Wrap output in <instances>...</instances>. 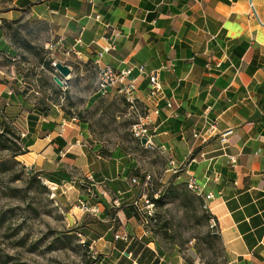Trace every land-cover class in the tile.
I'll return each instance as SVG.
<instances>
[{"label":"crops","instance_id":"1","mask_svg":"<svg viewBox=\"0 0 264 264\" xmlns=\"http://www.w3.org/2000/svg\"><path fill=\"white\" fill-rule=\"evenodd\" d=\"M13 3L57 24L60 33L55 41L63 39L65 49H70L64 58L68 63L77 58L84 63L92 61L97 49L113 41L115 49L105 54L104 64L123 67L144 63L147 70H158L164 93L173 105L169 108L164 100L158 102L160 113L152 125L153 149L177 161L191 151L205 153L202 158L197 155L198 160L174 177L175 181L183 182L191 173L205 185V193H213L209 211L218 222L225 264H264V0ZM0 30V40L9 44L3 28ZM132 76H136L139 98L150 104L147 77L137 76L136 71ZM4 92L11 94L13 90ZM107 95L122 100L117 88H110ZM55 110L37 120L23 113L25 130L21 136L33 139V143L27 153L18 156L21 162L35 164L40 170L63 167L73 175L67 163L76 165L81 160L76 166L83 174L93 171L99 178L105 175L113 192L120 189L124 199L137 198L140 188L131 185L125 171H120L118 158L98 161L90 152L85 153L81 145L72 142L76 136L73 122ZM45 122L55 125L50 129ZM211 123H215L212 131L208 130ZM227 128L232 134L222 145L219 134ZM193 133L206 141L201 142ZM158 251V264L166 263L164 253Z\"/></svg>","mask_w":264,"mask_h":264},{"label":"rangeland","instance_id":"2","mask_svg":"<svg viewBox=\"0 0 264 264\" xmlns=\"http://www.w3.org/2000/svg\"><path fill=\"white\" fill-rule=\"evenodd\" d=\"M0 18L4 39L19 53L12 59L0 52V141L4 140L9 147L0 146V264H92L87 263L90 255L80 245L81 237L76 234L67 238L62 233L79 232L80 227L88 224L96 227V232L104 229L99 225L101 216L86 214L78 208L82 196L88 197V189H82L79 183L73 187L64 183L57 186L44 176L53 166L40 170L39 166L26 165L20 157H14V151L21 145L18 135L25 130L26 111L21 104L9 101L4 92L8 89L23 91L30 106L45 101L58 113L62 112L75 127L72 142L80 139L84 143L82 150L93 154L98 161L117 157L119 169L125 171L129 181L134 176L142 178L144 173L151 174V186L145 189V194L150 197L155 191L159 195L162 192L163 199L157 206L147 207L143 198H139L141 193L137 198L142 210L151 211L155 219L147 222L132 217L126 221L121 216L119 232L150 235L153 240L150 246L157 251L159 248L165 255L166 263L162 264H225L218 231L208 227L200 200L184 190L182 181L175 182L168 176L163 152L144 147L131 136L130 126L135 117L128 114L123 100L107 93L96 103H89L97 92L98 81L91 63L79 58L70 60L72 72L67 76L42 65L41 57L52 64V55L44 44L57 39L60 33L57 24L47 16H37L30 8L20 10L13 0H0ZM24 41L33 43L35 52L22 47ZM55 56L60 60L66 57L59 50ZM55 74L61 84L54 81ZM3 83L8 87L2 86ZM72 163L68 162L67 167L75 179L95 175L93 171L81 172L76 166L82 164L81 160L76 165ZM34 173L41 176L33 178ZM102 177L109 180L105 175ZM94 188L99 195L94 193L90 198L102 210L114 203L115 192L107 183L98 181ZM111 236L109 232L94 241L91 250L113 257L109 246Z\"/></svg>","mask_w":264,"mask_h":264},{"label":"built area","instance_id":"3","mask_svg":"<svg viewBox=\"0 0 264 264\" xmlns=\"http://www.w3.org/2000/svg\"><path fill=\"white\" fill-rule=\"evenodd\" d=\"M249 6L251 11L255 13L254 6L252 2H249ZM81 39H78L76 43H80ZM44 48L49 51L52 55V66L57 70V66L60 63L66 64L70 66L67 60H60L55 56V51L59 50L66 56L70 54V49H65L64 40L58 39L57 41H48L44 44ZM115 49V44L113 41H109L107 46L101 47L97 49L94 54V58L92 61L87 60V62L91 63L93 68L96 69L98 73V81H97V92L101 95H106L109 92L110 88H117L119 94L122 97L123 103L126 106L129 115H133L135 117L134 122L130 126V134L131 136L141 141L142 138H145L146 141L142 144L144 147L153 149L155 147L153 142V132L152 125L155 121V117H157L160 113V107L158 102L160 100L165 101V105L167 107H172L173 102L166 97L163 86L158 74V70H147L146 65L144 63H135L127 66H114L111 64H104L103 58L106 53ZM79 55V52H76ZM80 57V56H79ZM136 71L137 76H145L148 79V84L146 87V98L150 101V104H144L142 100L139 98L138 86L135 83V77L132 76L133 72ZM57 74L54 75V78ZM66 123L63 122V126ZM215 128V123H211L208 126V130L212 131ZM232 134V129L227 128L223 130L219 134V141L222 145L227 144L229 136ZM200 137L198 134L193 133V137ZM201 142H205L207 138L200 137ZM76 143L84 146V143L81 140H76ZM163 149V148H162ZM199 157H204L205 153H197ZM194 152H189L187 156H185L182 160H175L173 157L167 156L165 162V172H168V175L171 177H178V175L182 171H186L185 169L191 164L198 160V157ZM230 162L235 163V159L230 157ZM187 178L184 180L185 187L194 195L199 196L202 200V207L209 211V202L213 198L212 192H204V184H200L197 182L196 177L188 173ZM89 182L88 184V197L82 196L81 200H79L78 208L86 213L95 216H100L102 213L101 206L94 202L93 195L94 193L98 196L99 192L97 191L95 186H97L98 181H102L107 183V178L98 179L93 173L90 174L86 178ZM209 179V177L207 178ZM152 177L150 173H144L142 178H138L136 176L130 179L131 185H137L140 188L141 196L139 198H143L147 207H153L154 202L151 198H158L159 192L155 191L150 197L145 194V189L151 186ZM64 184H70L73 187V182H64ZM58 186V184H56ZM86 189V190H87ZM124 191L118 189L115 191V200L113 205L119 207L121 201L123 200ZM92 197V198H90ZM132 203L137 207L138 212H141V216L145 221H147V216L152 215L151 211H144L142 207H140L139 199H133ZM104 209V208H103ZM147 215V216H146ZM208 227L211 229L217 230L218 222L215 216L212 214L208 220ZM117 237H121L122 239L126 238V232H119Z\"/></svg>","mask_w":264,"mask_h":264},{"label":"trees","instance_id":"4","mask_svg":"<svg viewBox=\"0 0 264 264\" xmlns=\"http://www.w3.org/2000/svg\"><path fill=\"white\" fill-rule=\"evenodd\" d=\"M3 35L2 30H0V38ZM21 46L26 48L27 50L31 52H35L34 50L36 47L33 45V43L29 41H24L23 44L21 43ZM0 52H2L6 57L14 59V57L18 56L19 53L13 49L9 44L5 43L3 40H0ZM42 65L47 67H52L55 69L50 60L45 59L44 57H41ZM18 78V77H17ZM54 81L56 79L54 78ZM19 82V79L17 83ZM57 82V81H56ZM58 83V82H57ZM13 88V87H11ZM13 92L11 94L6 93V97L9 98L10 102L21 104L22 109L28 112L30 118H33L34 120H37L41 116H47L50 114V110H52V105L49 103H46L45 101H39L36 104H33L32 106L29 105L28 101L25 99V96L23 94V91H17L15 92L14 89H12ZM101 94L97 92V94L93 95L89 99V103H94L96 100L100 98ZM8 102V104L10 103ZM34 112V113H33ZM35 116V117H32ZM46 124L50 125V129L54 127L55 124L51 122H45ZM33 125V124H32ZM46 129V128H45ZM18 138L21 141V145H18L16 150L14 151V157H18L21 154H25L28 151V146L33 143V139L31 138H25L21 135H18ZM56 140H59V137L56 138ZM2 148H9L7 143L4 142V140L0 141ZM45 177L56 183V184H62L64 182H73L74 184L80 185L82 189L88 188V180L87 179H75L73 178V175L65 168L60 167L57 170L52 171H45ZM38 176H41V173H34L32 174L33 178H37ZM98 179H102L103 177H98L99 175H95ZM174 178V177H173ZM176 182V181H175ZM182 185L184 186V190L187 192H190L184 184V181L182 182ZM191 193V192H190ZM193 194V193H192ZM196 196V195H195ZM200 200V205L202 207V200L199 196H196ZM135 199V198H134ZM154 202V205L157 206L158 203L163 199V193L161 192L159 197L154 199L151 198ZM133 199L126 198L121 201L119 207L111 205H105L102 213L100 214L101 223H99L100 226H102L104 229L101 232L94 231L93 225H86L83 227H80L79 232H76L74 230H71L68 233H65L62 235H65V237L69 238L70 236H75L78 234L81 237V243L86 250L87 254H89V258L87 259V263L92 264H132L133 261H138L141 264H158L159 262V251L156 250L153 251L150 247H148V244L152 242L151 236H134L130 233H126V238L122 239L121 237H117L116 235L119 234V228L122 225V217L126 219V221L132 217L136 219H141L142 215L141 212H138L137 207L132 203ZM205 212V216L208 220L210 217V213L203 209ZM122 216V217H121ZM147 216V215H146ZM155 219V215H148L147 216V222L152 221ZM82 229L84 230L82 232ZM215 230V229H213ZM109 232H111L112 236L110 241V253L113 257H107L103 253L99 252H93L91 250L92 243L104 235H107ZM152 232V231H151ZM219 235V234H218ZM108 261H111L108 263Z\"/></svg>","mask_w":264,"mask_h":264},{"label":"water","instance_id":"5","mask_svg":"<svg viewBox=\"0 0 264 264\" xmlns=\"http://www.w3.org/2000/svg\"><path fill=\"white\" fill-rule=\"evenodd\" d=\"M57 70L59 73H61L64 76H67L72 72V68L66 64H63V63L58 64ZM55 79L59 84L62 83L61 80L59 79V77L56 76ZM145 141H146V139L142 138L140 142H141V144H144Z\"/></svg>","mask_w":264,"mask_h":264}]
</instances>
